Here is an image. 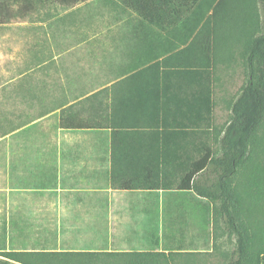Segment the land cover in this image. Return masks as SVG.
<instances>
[{
	"label": "rangeland",
	"instance_id": "374dc122",
	"mask_svg": "<svg viewBox=\"0 0 264 264\" xmlns=\"http://www.w3.org/2000/svg\"><path fill=\"white\" fill-rule=\"evenodd\" d=\"M243 1L202 0L180 26L174 27V33L183 32V36L172 52L190 58L191 68L200 67L207 73L205 95L210 100L200 112L197 126L185 122L173 127L164 120H149L156 125L155 134L136 140L141 148L136 151L120 145L124 142L115 128L105 129L110 127L106 118L102 119L103 134H95L65 131L58 114L41 117L66 92L67 98L73 99L95 90L102 80H111L107 66L117 61L116 53L85 48L86 42L79 43L80 39L73 37L83 32L115 33L124 23L99 1L83 5L85 15L73 25L51 18L55 11L63 12L60 8L30 11L13 4L7 22L0 21V228L4 218L14 220L26 229L29 250L39 252L49 247H110L113 233L123 235L130 230L135 237L131 245L140 246L142 234L135 230L143 214L134 215L132 210L177 199L175 188H161L159 180L167 177L173 184L179 183L206 145H218L231 119L232 103L248 77L244 61L247 29L240 14ZM46 13H50L47 18ZM202 37L205 46L200 49ZM158 93L155 89L151 96ZM92 123L97 125L96 120ZM21 124L25 125L16 128ZM148 173L152 188L141 184L132 192L107 189V202L96 196L78 201L65 187L36 185L55 178L79 183L104 177L137 181ZM186 194L195 242L192 251L199 255H183L182 264H196L198 257L203 264L216 247L232 249L235 239L217 229L209 200L194 192ZM22 245L18 242L7 247ZM116 245L125 248L129 244L117 241ZM3 259L0 250V261ZM45 262L40 256L35 264Z\"/></svg>",
	"mask_w": 264,
	"mask_h": 264
},
{
	"label": "trees",
	"instance_id": "16d2710c",
	"mask_svg": "<svg viewBox=\"0 0 264 264\" xmlns=\"http://www.w3.org/2000/svg\"><path fill=\"white\" fill-rule=\"evenodd\" d=\"M45 1L69 6L90 0H0V21L7 22L13 4L27 7ZM102 1L114 10L135 17V25L141 31L165 32L172 29L174 32V27L180 26L202 0ZM240 14L247 29L244 53L248 72L246 83L232 103L231 119L218 145H206L179 183L173 184L167 177L164 181L159 180L161 188L170 190L173 187L179 197L164 200L163 219L154 217L157 221L151 228L149 247L120 248L115 245L113 237L111 247H49L45 248V252H39L29 250L25 228L17 226L14 220L9 222L4 218L0 228V250L5 259L0 264H35L40 256L45 259V264H182L183 255H199L192 251L195 242L190 231L188 192L209 200L213 204L217 229L227 234L228 238L235 239L232 249L224 251L216 247L203 264H264V0H244ZM190 24L193 22L190 21ZM196 37L195 34L194 43L198 40ZM202 39L200 44L204 48ZM109 90L115 95V89H105L104 92ZM102 92L103 89H97L88 100L100 97ZM51 106L41 113V117L60 109V124L67 130L94 129L100 125V115L91 112L83 102L70 104L63 99ZM85 112L93 113L90 115L96 120V126ZM110 184L126 190L141 184L153 187L147 182L133 181L111 180ZM36 185L43 188L53 186V183ZM160 206L158 202L156 207ZM18 242H22V248L7 247ZM196 264H200V257L196 258Z\"/></svg>",
	"mask_w": 264,
	"mask_h": 264
},
{
	"label": "crops",
	"instance_id": "0c3cea01",
	"mask_svg": "<svg viewBox=\"0 0 264 264\" xmlns=\"http://www.w3.org/2000/svg\"><path fill=\"white\" fill-rule=\"evenodd\" d=\"M93 1L102 2L104 7H108L109 12H112L115 17H118V21L121 20L124 23L123 26L115 33L93 34L83 32L73 38L80 39L79 43L86 42L85 48L87 46H91L90 48L100 47L102 51L109 53L115 52L118 59L112 62L111 66H107L109 67V71L107 72L112 74L111 80H102L103 84L101 86L86 94H81L78 99L77 97L73 99H70V97L67 98V92L62 98L70 101V104L83 102L91 112L93 111V113L99 114L101 117L100 127L97 126L94 129L67 130L60 124V109L46 116L58 114L59 125L67 132L82 130L86 132L91 131L95 134H103L105 130L101 129L102 127L104 128L102 119L104 120L106 118L108 123H110V127L105 129L112 130L115 128L124 142L120 143V145H124L125 149L130 151L141 149L137 147L138 143L136 140L139 138H149L155 134L154 126L156 125L152 122L149 123V120H164L172 123L171 125L173 127H178L185 122L189 124H193L194 122L197 126L200 121V112L205 109L206 104L210 100L207 94L205 95L207 73L201 72L200 67L191 68L189 66L190 58L187 59L184 55H174L172 52L174 46H177L178 42L182 39V32L175 34L172 29L165 32H156L154 30L141 31L135 25V17L128 15V13L114 10L108 3L102 0H90L69 6L59 2L45 1L22 8L29 9L30 11L36 10L37 8H60L63 12H57V10L53 16L51 14V18H56L62 23L73 25L78 23V20L85 15L81 11V7ZM46 14H48L46 16L47 18L50 13ZM41 21L43 22L44 19ZM200 49H203L201 44ZM68 50L71 51V49ZM175 64H179V67H174ZM97 89H103L102 95L88 100V97ZM105 89H115V95L112 90L104 92ZM155 89H159V93L156 97H152V91ZM62 98L59 101H54L52 105L59 103L61 100L63 101ZM93 113L85 112L84 114L90 117L92 121L94 120V117H91ZM148 175L149 173L144 178H138L137 181L123 179L116 182L133 181L134 183H148L150 177ZM48 182L53 183L52 187L67 188L69 193H71L70 195L78 197V201H82L85 197L91 199V197L96 196L97 198L104 197V201L107 202V193L104 192L107 189H117L111 186V179H108V177L88 178L83 183H79L78 180L67 182L65 179L58 180L57 178ZM120 189L132 192L137 188L130 190ZM163 203L158 208L148 207L132 210V214L134 215L137 212L143 214V221L136 225L137 229L135 230L137 234H142L138 238L141 241L140 246L135 247L131 245L132 239H135L131 234L132 230H130V233L123 235L113 233L111 243L113 237H115V245L117 241H125L129 244L125 248L143 249L149 247V236L153 232L151 228L155 226V221H157L154 217H160V220L163 219L162 217L165 212L164 207H162Z\"/></svg>",
	"mask_w": 264,
	"mask_h": 264
}]
</instances>
